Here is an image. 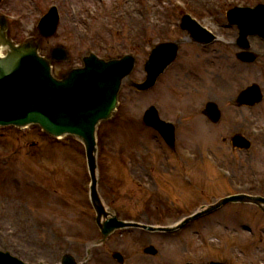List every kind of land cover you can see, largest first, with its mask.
<instances>
[{"label": "rangeland", "instance_id": "rangeland-1", "mask_svg": "<svg viewBox=\"0 0 264 264\" xmlns=\"http://www.w3.org/2000/svg\"><path fill=\"white\" fill-rule=\"evenodd\" d=\"M82 1H85L91 7L99 8L100 11H103V9H118L125 13V22L122 25L125 29L124 35H115L109 33L106 29L100 30L98 25L101 26L102 13L98 19L87 25L82 23V26L90 28L94 35L102 34L101 42L96 41L97 45L105 41L117 42L112 50L113 54L133 49L138 50L141 57L145 58L150 45L160 39L168 38L169 40L180 41L181 57L175 64L173 71L163 76L159 80V85L148 94L142 95L129 85L125 86L123 91L124 101L118 111L123 112V118L139 119L138 121H140L144 108L148 107L151 101H158L163 107L162 115L175 119L178 116L175 109L181 106L177 101L181 100L188 103L186 106H182L186 109H183L186 120L180 119L178 126L179 146L177 148L187 147L192 149L191 152L195 154L192 160L195 161L185 163L182 161L179 149H166L169 161H172L171 164H167L166 159L163 157L161 144L156 141L149 142L150 135L142 125L138 127V123L135 126L134 124L129 125L124 122L123 118H120L118 121L102 124L99 129L100 142L102 147L108 148L111 157L110 155L107 156L106 151L100 156L99 192L108 200V203L117 207L122 217L146 216L144 210L147 207L150 209L148 210L150 216L154 214L155 218H151L152 221L159 219L156 214L160 213L163 217H171L170 213H166L167 208L161 212L153 207L159 198L168 196L171 190H173L174 195L175 191L177 194H181L188 206L185 207L184 211L208 203L213 198L234 192L227 178L218 176L220 173L217 167L207 162L206 153H203L205 150H208L207 152L217 159L221 168H230L238 180H252L255 175L259 179L264 178V137L255 139L254 150L251 154H246L244 161L237 158L236 154L238 152L230 148L229 140L221 143V136L223 135L229 137L230 133L234 131L248 132L247 130L251 131L252 126H264V101L258 106L245 107L243 110L225 104L228 96L234 97L237 95V91L243 85L258 82L264 89V42L261 39L253 38L252 43L254 44V50L263 53V57L257 64L244 65L236 57L238 50L234 44L217 43L204 47L205 49L202 50L195 44H188L189 41L182 38L186 33L173 24H178L181 14L179 16L176 11L174 13L171 5H167L165 0H118L122 3L120 5L116 4V7V0H104L106 2L75 0V4L80 7ZM235 1L187 0L192 7L190 8H194L199 16L211 25H217L220 16H223L222 20L225 21V9L235 5ZM238 1L254 4L258 0ZM54 3L63 6L64 18L61 20L58 34L47 40V43L44 42L45 47L48 49V45L50 47L57 43L66 44L71 49L76 61L75 64L80 63L81 55L86 52L87 46L74 28V19L70 14L66 0H2L0 1V13L3 10L15 14L25 13L20 22L10 24L11 35L18 41L25 37L29 32L28 30L32 32L31 26L37 19L38 14L45 12L48 6ZM139 7H144L145 15L149 16L151 23L154 22L152 28L141 27L140 17L131 19L129 13L126 12V9H133L135 13ZM82 13L87 15L86 12ZM108 16L111 18L110 15ZM78 19H80V16H78ZM162 24H167L165 31L161 28ZM227 32L233 38L236 35L237 28L233 27ZM150 35H154L152 40H148ZM130 39L133 42H129ZM135 41H141L142 44H135ZM204 50L212 59L214 54L219 55L222 64L220 67H217V65L210 66L208 70L206 67H202L201 72L206 74L207 79L205 80L206 89L201 90L200 83L204 81V78L199 77L190 69L191 64L188 62V58H195L196 55L200 59ZM144 58L139 60L133 78L144 76L142 63ZM194 63L197 65L196 62ZM68 67L67 65L56 66V72L63 71ZM211 73H213L212 78H210ZM205 81L201 84H204ZM186 87L188 89H200L201 91L199 94H195L194 97L190 93L188 98H182V89ZM215 94H217L218 99L225 101L221 123L213 125L203 117V120H199L191 128L189 119L201 114L202 102L210 96H215ZM249 118H251V121ZM1 133H6L9 136V141H7V148L0 149V153L9 150H17L18 152L14 161L0 163V207L2 205L0 211L4 226L1 233L4 240L0 238V242L4 245L11 243L12 246L15 242V247L18 244L19 247L17 248H21L22 251H30L32 259L41 258L46 260L48 257L51 262H57L62 252L66 247H69L59 239L60 235L81 234L87 238L85 240L92 239V236L96 234L98 236L100 233L95 230V213L87 198L90 176L85 173L83 145L75 138H50L36 127L21 130L3 128L0 129V135H2ZM132 134L135 136L134 138L131 137ZM137 142H140L139 147ZM162 145L164 144L162 143ZM197 148H201V150H197ZM147 149L152 150V154L149 157H144L143 152ZM119 153L121 160L129 156L132 158L134 165L139 161H136L137 159H147L137 169L140 173L146 172L144 168L148 162H153L156 168L171 169L173 173L168 179L157 178L159 182L157 194L149 196L143 192L141 196L140 192L143 190L135 186H140L139 178L133 179L135 185L129 180L123 163L121 167V164L116 161V155ZM218 158L223 161V165ZM185 175L192 176L193 184L201 189H182L181 184H183L182 181ZM141 182H144V180ZM37 183L44 185L46 189L37 186ZM182 202H177L176 207ZM30 221L33 222L30 223ZM7 226L16 230L17 234L14 237H10L5 233ZM250 227L257 234L254 240L251 239L248 230ZM191 230L202 233L205 237L217 235V237L211 239L214 241L222 239L225 242L224 249L220 252L211 251L208 259H225L232 264H244L245 262L255 264L258 260L264 261V213L255 206L229 203L218 213L194 222ZM225 231L235 232L238 234L239 239L237 241L228 240ZM193 234L195 233L190 231L185 242L180 241L179 238L174 239L173 235L169 237L146 235L137 240H128L126 244H123L127 250L125 263L151 264L150 261L153 259H148L147 256L144 259L142 256L145 254H139V252L144 245L150 242L155 244L157 241L161 247V251L159 250L158 253L160 254L159 258L162 257L159 259L160 261L166 260L173 261L174 264H185L187 260L182 261L179 255L181 254L182 257L185 250L199 249L200 251L201 248L200 246L195 248V241L191 246L186 247L185 243ZM45 237L51 240L47 246L41 243V238ZM55 242L58 243V247ZM106 245L108 244L106 243ZM72 249L76 252L80 250L79 247ZM230 250L239 252L241 255L239 261H233L230 258ZM110 264H113V262L111 261ZM200 264H205V262Z\"/></svg>", "mask_w": 264, "mask_h": 264}, {"label": "water", "instance_id": "water-1", "mask_svg": "<svg viewBox=\"0 0 264 264\" xmlns=\"http://www.w3.org/2000/svg\"><path fill=\"white\" fill-rule=\"evenodd\" d=\"M1 45L9 46V50L7 57L0 56V123L27 124L40 121L44 128L54 134L68 131L81 133V128H88L82 129V133L87 138L88 155L93 163L95 123L110 113L111 106L83 101V98H77L76 90L79 86L89 90V71H103L112 64L88 56L85 58L84 68L74 69L68 77L57 80L51 74L49 61L38 57L36 43L15 46L7 39L5 33L0 31V47ZM61 52L63 56L66 55V51L59 48L53 52L52 58L57 59ZM126 61L128 66L125 71L128 69L129 72L132 59ZM123 73L118 76L117 83ZM83 94H86V91ZM93 190L95 205L102 214L104 209L97 199L95 186ZM237 198L240 197L230 199ZM261 201L264 200H259Z\"/></svg>", "mask_w": 264, "mask_h": 264}]
</instances>
